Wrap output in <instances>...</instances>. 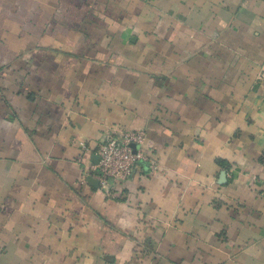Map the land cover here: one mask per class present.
I'll return each mask as SVG.
<instances>
[{
    "label": "crops",
    "instance_id": "crops-1",
    "mask_svg": "<svg viewBox=\"0 0 264 264\" xmlns=\"http://www.w3.org/2000/svg\"><path fill=\"white\" fill-rule=\"evenodd\" d=\"M0 264H264V0H0Z\"/></svg>",
    "mask_w": 264,
    "mask_h": 264
},
{
    "label": "built area",
    "instance_id": "built-area-1",
    "mask_svg": "<svg viewBox=\"0 0 264 264\" xmlns=\"http://www.w3.org/2000/svg\"><path fill=\"white\" fill-rule=\"evenodd\" d=\"M146 133L142 130H121L98 146L99 162L91 167L90 176L98 180L99 188L112 196L117 184L127 182L139 165L144 164L151 174H155L158 165L143 149ZM134 146H138L137 150Z\"/></svg>",
    "mask_w": 264,
    "mask_h": 264
},
{
    "label": "water",
    "instance_id": "water-1",
    "mask_svg": "<svg viewBox=\"0 0 264 264\" xmlns=\"http://www.w3.org/2000/svg\"><path fill=\"white\" fill-rule=\"evenodd\" d=\"M138 146H134V149L137 150ZM99 162V157L97 156V161L96 164ZM88 182L93 185L94 187H99V182L98 180H96L95 178H93L92 176L88 177Z\"/></svg>",
    "mask_w": 264,
    "mask_h": 264
}]
</instances>
